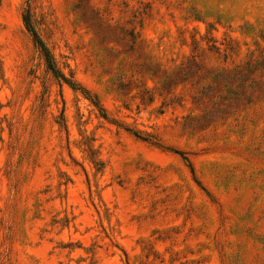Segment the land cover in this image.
Instances as JSON below:
<instances>
[{
    "label": "rangeland",
    "instance_id": "1",
    "mask_svg": "<svg viewBox=\"0 0 264 264\" xmlns=\"http://www.w3.org/2000/svg\"><path fill=\"white\" fill-rule=\"evenodd\" d=\"M0 264H264V0H0Z\"/></svg>",
    "mask_w": 264,
    "mask_h": 264
},
{
    "label": "trees",
    "instance_id": "2",
    "mask_svg": "<svg viewBox=\"0 0 264 264\" xmlns=\"http://www.w3.org/2000/svg\"><path fill=\"white\" fill-rule=\"evenodd\" d=\"M23 19H24L25 26H26L28 32L33 37V40L35 42V45L45 55V57L47 59V64H48L49 69L51 71H53V73H55L58 77L62 78L64 81H66V79L60 73H58L57 71H55V67H54V65L52 63V60H51L50 55H49V52H48L47 48L44 46L43 42L41 41L38 33L36 32V30H35V28H34V26L32 24L29 9H26V13H25Z\"/></svg>",
    "mask_w": 264,
    "mask_h": 264
}]
</instances>
